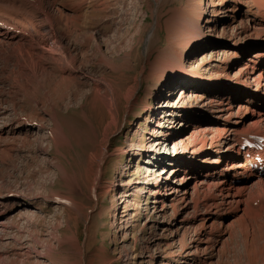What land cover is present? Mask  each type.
<instances>
[{"label":"rangeland","instance_id":"1","mask_svg":"<svg viewBox=\"0 0 264 264\" xmlns=\"http://www.w3.org/2000/svg\"><path fill=\"white\" fill-rule=\"evenodd\" d=\"M208 1L85 0L81 11L87 13L89 7L91 8L85 20L89 21L87 23L89 29L97 32L99 40H104V38L109 40V43L101 44L102 51H106L107 55L104 57L101 54H96L94 50L98 51V49H96L94 40H91L89 46L84 48L78 45H75L77 46L75 48L73 45L74 52L79 56L80 68L83 72L86 71L85 73L90 77L78 73L77 82H69L72 84L68 83L69 85L66 84V87L62 86L63 88L60 86L57 91H54L57 92L56 94L51 93L49 89L50 86H54L52 85L53 80L44 79V83L37 91L31 90L32 88L28 90L22 83L10 82L6 78L7 73L0 69V264H160L161 260H159L158 255L161 254L168 257L170 264H175L174 259L177 258L180 261L182 257L178 255L179 251L185 255L193 249L188 246L192 244L191 239L195 237L196 231L201 230L199 226H195L199 221H195L191 227H181L179 233H176L174 237L162 227V225H168L169 222H172V217L182 219L194 215L193 208L179 209L176 207L172 209L169 207L165 217H162V212L152 210L154 197L145 191L147 185L142 182V178H139V183L136 182L137 177H142L146 173V165L153 167L155 165L157 172H162L165 167L167 171H164L162 175L170 176L173 174L172 179L180 183L179 178L183 175V169L178 173H170V168L173 167L171 160L168 161L170 154L182 156L183 159H180L182 163L183 160H190V157L197 155L194 160H200V164L206 162L202 160L208 159L207 164L215 165L221 155L219 151L222 150V147L219 145L218 149L220 150L217 152L214 151L215 147L209 146V143L212 141L213 144L215 139L220 136L223 127H225L226 118L217 116L219 112L215 110L207 114L202 113L200 119L203 121L182 122V120H175L173 116L168 115V121L163 125V129H160L162 131L159 136L161 138L160 143H156L151 148L154 152H147L145 150L139 151L138 148H147L149 145V140L152 137L150 133L154 126L153 123H150L154 119L152 114L148 111H142V114L137 115L136 112L125 120L126 111L124 109L121 117V121H123L120 125L121 128L110 136L112 138L111 145L107 151L110 156L103 166L104 173L99 182L102 187L98 190V199H100L98 201L94 192H91L92 176H94L97 160L92 159L93 161H90L89 152L97 146L99 139L102 138L103 128L99 126L100 124L96 119V116H101L100 109L102 107L99 105L100 108L95 104L98 110L95 108L91 92L93 91L92 76L101 78L102 75H110L114 80V85L117 86L116 89L118 86L127 89V87L136 84V77L140 73L146 71L145 73H148L147 78L142 81V84H138L139 104H141L146 98L147 92L152 90L149 86L156 78V75L149 74V69H146L148 65L145 67V41L150 34L151 26L155 20L159 19H156V12L158 14L163 12L165 15V12L168 11H180L192 2H195V5L196 3L206 5ZM240 1L242 3L239 8L240 11L245 12V14L248 13L250 16L244 14L243 18L238 17L237 23L243 19L244 26L240 24L238 30L233 32V38L230 39L231 47L227 49L215 45L214 50L219 48L221 58L224 55L223 50H227L231 55L241 51L242 59L250 63V67L255 65L258 69L259 67L255 63L257 50L253 49L249 52L247 50L264 46V10L259 9L254 0ZM48 2L45 4L50 8L53 4ZM220 7V5L217 6V8ZM220 14L223 15L224 13ZM230 14L234 15L233 12ZM166 15L161 16L163 26L157 28L152 37L150 49L152 48L153 52L151 58L160 57L159 50L166 49L168 45L172 44L167 37ZM59 22L58 24L62 25L63 22L61 20ZM81 23L83 20L77 24L79 25L78 28L86 29L84 25H80ZM221 29L220 27L218 33L221 32ZM52 30L50 31L53 32ZM258 31L263 33L256 38L254 32ZM230 32L232 31L229 30L228 33ZM82 33L80 34L82 35ZM215 33L216 31H212L210 36L214 35L209 38L218 44V39L221 36ZM73 39L74 37L72 41ZM204 49L203 46L195 50L191 61L186 64V69L193 67L192 69L199 74L206 75L209 73L208 70L211 69L207 70L208 64L203 62L204 56H210V54L208 55L209 49ZM84 50L90 51L86 54V58H83L82 52ZM214 56L218 57L216 53ZM193 58L195 59L194 62ZM226 60L224 62L217 61L219 65L214 71L226 73L224 64L228 65L226 69L229 71V79H225L224 85L220 86L223 87V90H225L224 86H240L243 84L241 81H244L250 74V68L244 67L240 70L239 65H233V61L229 57ZM112 65L118 69L121 66L123 68L117 74L113 72ZM242 71L243 73H241ZM247 80V83L244 84L254 92L257 87L255 86L256 83L253 78H247ZM191 84L193 82H189V85ZM187 87L183 92L184 99L180 98L181 91L178 84L175 89L163 88L165 89L164 95L169 94L168 96L173 99L171 101L175 104L183 103L185 100L194 98L192 92L195 91V88ZM24 89L26 93H23ZM69 90L71 92H68ZM156 90L154 87L153 96L149 100L150 106L153 105L154 107H157L161 100L156 98ZM64 93L66 102L70 101L71 104H77L70 105L71 108L64 109L59 116L51 114L52 118L46 110L44 112L40 106H36L32 101V98H36L35 96H40L41 100H45L48 96L56 95L55 97H59ZM260 96V98L264 96V87L261 89ZM233 102L232 109L236 112L239 107L238 103L245 102V99L235 98ZM61 106L63 107V105ZM32 108L38 112L37 116H44L43 124L33 120L34 123L41 126L37 130V138L35 136L36 131L29 132L27 125L20 122L22 120L29 121L30 118L24 115L29 110L32 111ZM139 109H141L140 105L136 111ZM159 109H162V106L157 107V110ZM194 109L201 110L199 106L194 107ZM160 111L159 115L163 110ZM241 116L245 123L253 121L252 113L245 112ZM56 118L65 125L68 138V142L61 144L59 148L49 139V135H55L54 130L51 129L57 127ZM231 118L235 119V117ZM176 126L177 128H184L185 126L183 133H179L181 132L180 129H174ZM166 130L171 131L172 140L169 142L165 140L164 132ZM191 134L194 135L186 137ZM203 143L206 145H202ZM194 148L198 150L199 154L192 153ZM119 150L122 152V156L120 153L118 154ZM137 152H141V154L136 155ZM152 155H155L154 160H152ZM158 155L167 158L164 157L165 160L161 161L157 158ZM134 172H139V175H134ZM185 175L186 180L184 178V183L181 186H187L190 189L188 197L190 199L194 184L197 179H201L202 175L198 176L194 173ZM125 179L132 180L131 187H128L130 185L124 186V188L119 186L121 180L124 181ZM256 184L253 183L249 187L252 192L248 193L249 198L247 197V202L245 206L243 205L244 211L223 215L224 218L219 219L221 225L229 227L227 233L221 238L226 244L221 246L219 251L212 249L208 254L204 253L203 256L199 257L198 264H264V185L258 190ZM96 187L98 188V186ZM124 189H127V198L130 204L127 216L123 213L125 209L123 200L126 195L121 197ZM140 189L142 190L139 191ZM166 191L170 192L169 187ZM147 206L148 210L146 209ZM200 209V211L204 210L201 206ZM149 254L154 257H150Z\"/></svg>","mask_w":264,"mask_h":264},{"label":"bare ground","instance_id":"2","mask_svg":"<svg viewBox=\"0 0 264 264\" xmlns=\"http://www.w3.org/2000/svg\"><path fill=\"white\" fill-rule=\"evenodd\" d=\"M48 1L53 4L50 8L45 4V2ZM48 1L0 0V69L7 73L8 76L6 78L10 82L14 81L17 83H22L28 90L32 88L31 90L37 91L38 88L41 87L42 83H44V79L53 80L52 85L54 86H50L49 89L51 93L53 92V94H56L57 92L54 91H57L60 86L66 87V84L69 82L76 81L80 73L83 74V76L86 75L90 77L85 73L86 71L83 72L80 68V65L78 64L79 56L74 52L73 45L75 48L77 47L75 45L84 48L89 46L91 40H94L96 49H98V51L94 50L96 54H101L106 57L107 53L106 51H102V45L109 43V40L105 38L104 40L101 39L102 41L99 40L97 32L89 29V24H87L89 21L85 19L87 18L88 12H90L91 8L89 7L87 13L81 11V7L85 3V0ZM240 2V0H209L206 5H202L201 3H196L195 5V2H192L180 11L172 10L168 11L167 13L165 12V15L167 14L165 19L167 37L172 44L170 46L168 45L166 49L162 48L159 50L160 57L156 56V58H151V53L153 52V49H150L151 40L155 30L163 26L161 23V16H165L163 12L161 14L159 11V14L156 12V19H159L155 20V23L151 26L152 29L150 30V34L145 41V67L148 65L149 68L147 66L146 69H149V74L156 75V78L149 87L152 90L154 87L157 89L156 98L161 99L157 104V107L160 108L162 106V109L157 110V107H154L153 105L150 106L151 104L149 100L153 96L152 90L147 92L146 98L143 102H141V104H139L138 84H142V81L147 78L148 73L146 74V71L140 73V75L136 77V84H132L133 86H129L127 89H122L118 86L119 90L116 89L117 86L114 85V80L110 77V75L101 74V78L92 76V90L94 91L91 92L92 101L94 105H100L103 109H100L101 116H96L97 122L100 124L98 125L100 127L102 126L103 128V133L101 136L102 138L99 139L97 146L89 152L90 161L92 159L97 160H95L96 165L94 167V176H92L93 185L91 186V192H94L95 198L98 201L100 200L98 199V190L102 187L99 182L104 173L103 166L106 164L110 156L107 152L109 146L111 145L112 138L110 136L116 130L121 128L120 125L123 122L121 121V117L122 111L124 109V111H126L125 120L136 112L137 115L142 114V111H148L150 114H152L154 119L153 122L150 123H153L154 126L152 132L150 133L152 137L149 140V145L147 148H138L139 151L145 150L147 152L153 151L151 148L154 147L156 143H160L161 138L159 136L162 133L160 129H163V125H165V123L168 121V115L173 116L175 120L177 119L182 120V122H188L202 120L200 119L202 113L207 114L208 112L215 110L219 112L217 116H224V118H226L224 121V126L226 128L223 127L220 136L215 139L213 144L212 141L209 143V146L215 147L214 151L217 152L220 150L218 149V146L221 145L222 147V150L219 151L221 155L217 159L215 165L207 164L208 159H201L202 161L206 162H202L200 164V160H194L197 158V155L190 157V160H183L184 162L182 163L180 160L183 159L182 156L179 154H177L178 156L175 154H170L168 161L171 160L173 164V167L170 168V173H178L183 169L184 176L181 175V178H179L180 183H177L172 179L173 174L170 176L162 175L164 171H167L165 167L162 169V172H157L155 165L154 167L151 165H146V173L142 177H137L138 180L136 182L139 183V178H142V182L146 183L147 185L145 191H147V194H150L154 197L152 210L154 212L158 210L159 212H162V217H165L166 211H168L169 207H172V209H175L176 207H179V209H187L188 207L193 208L192 211H194V215L187 216L182 219L172 217V222H169L168 225H162L165 230L169 231L171 236L174 237L176 233H179L181 227H191L195 221H199V223L195 226H199L201 230L196 231L195 237L191 239L192 244L188 246L190 249H193H191L185 255L179 251L178 255L182 257L180 261L175 258V264H198L200 260L199 257L203 256L204 253L208 254L212 249L219 251L220 247L226 244V242L221 238L225 235V233H227L229 229L228 226L221 225V221L219 219L224 218L223 215L232 214L233 212L236 213V211H244L243 209L247 202L248 193L252 192V190L249 189L251 184L257 183L256 188L258 190H260L264 185V131H262V129H264V96L260 98L261 89L264 87V46L255 48L251 47L252 49L247 50L248 52L253 49L257 50V53L255 54L257 56V60L255 63L256 66L259 67L258 69H256L255 65L250 67V63H247L246 60L242 59L243 56L240 54L241 51L235 55H231L227 50H223L224 55L223 58H221L219 55V48L214 50L215 45L222 46L227 49L228 47H231L230 39L233 38V32L238 30L241 25L244 26L242 22L243 19H240L237 23L238 17H242L245 14V12H241L239 9L242 4ZM254 3L259 9H262V11L264 10V0H254ZM58 5H60L62 8ZM219 5L221 7L217 8ZM231 12H233L234 15H231ZM220 13L224 14L222 15ZM247 14L248 13H246L245 16ZM60 20L63 22L62 25L58 24L60 23ZM81 20H83V23L80 25H84L86 29L78 28L79 25L77 24H79ZM220 27L222 29L220 30L221 32L218 33ZM51 29H53V32L50 31ZM228 29L232 32L228 33ZM212 31H216L215 34H219L221 36V38L218 39V44L215 43V40H211L212 36L214 35L213 34L210 36ZM75 33L78 34L75 35ZM80 33H82V35ZM261 33L263 32L261 31ZM261 33L259 31L254 32L256 38L262 35ZM73 37L74 39L72 41ZM203 46L205 47L204 50L209 49V52H207L208 55L210 54L209 57L204 56L203 58V62L208 64L206 69H211L208 70L209 73L206 75L199 74V72L194 71L192 69L193 67L186 69V64L191 61L195 50ZM211 49L213 50L211 51ZM88 52L86 50L82 52L83 58ZM215 53L220 57L214 56ZM228 57L231 61H233V65H239L240 70L241 68L244 69V67L250 68V74L247 78H253L254 82L256 83L255 86L257 87L254 91L255 93L250 89L249 86L244 84L247 83V78H245L244 81H241L243 84L240 86H224L225 90H223V87H220L224 85L225 79H229V71L226 69L228 65L226 66L224 64V71L226 73L222 74L217 70V72L214 71L216 66L219 65L217 61H227L226 59H228ZM194 58L196 59L195 56ZM194 58L193 62L195 61ZM82 60H80V62H82ZM110 60L109 62H111ZM259 60L263 63H261ZM83 62L85 63L84 60ZM111 67L114 69L113 72L117 74H119L123 68L121 66V68L118 69L113 65ZM258 70L260 71L258 72ZM241 73H243V71ZM189 82H193L195 85H189ZM177 84L180 87L179 90L181 91V99H184L183 92L187 86L190 88H195V91L192 92V96L194 98L185 100L183 103L178 102L175 104V102L171 101L173 99L168 96L169 94L166 96L164 95L165 89L163 88L168 87L170 90L175 89ZM205 86L208 87L201 88ZM218 87H220L219 90ZM62 90L61 93H63ZM24 92L26 93L25 89L23 90V93ZM68 92H71V90ZM84 93H86V91ZM55 96H48V98H44L45 100H41L39 98L40 96H35L36 98H32L31 96V98L33 99L32 101L36 104V106H40L44 112L47 111L50 118H52L51 114L59 116L61 111L71 108L69 107L70 105L77 104H71L72 102L70 101V103L66 102L64 98L65 93L59 97ZM235 98L245 99V102L238 103L239 107L236 112H234L232 109ZM61 105H63V107ZM139 105L141 106V109L136 111ZM164 105L166 106L164 107ZM196 106H199V109L201 110H195L194 107ZM95 108L98 110L97 106ZM22 110L24 109L22 108ZM31 110L32 111L29 110V112L27 111L28 113H25L24 115L30 118L29 121L22 120L20 122H22L23 125H27L29 132L36 131V136L38 134L37 130H39L41 126L38 123V125L34 123L33 120H37V122L43 124L44 116H37L38 112L33 110V108ZM160 110L163 111L159 115V112H161ZM24 111H26V109ZM245 112L252 113V122H244V119L241 115ZM231 117H235V119H232ZM56 122L57 127L51 129L54 130L55 135H49V139H51V143L57 144V147L59 148L61 144L68 142V138L65 131V125L61 122V120L58 121L57 118ZM174 129H180L181 132L179 133H183L185 126L184 128H177L176 126ZM164 134L165 140L167 142L172 140L171 131L168 132L166 130ZM193 135L194 134H191L190 136L186 137H191ZM246 142H255L258 145L246 146ZM202 145L205 146L206 144L203 143ZM192 150L193 154H199L197 149L194 148ZM119 153L122 156V152L120 150L118 151V154ZM139 154H141V152L136 153V155ZM164 157L159 155L157 156V158L161 161L165 160ZM154 158L155 155H152V160H154ZM189 173H194L198 176L202 175L201 179H197L195 182L190 199H188L190 189L187 186H181L184 183V178L186 177L185 174ZM134 175L138 176L139 172H134ZM131 181V179H125L124 181L121 180V184L119 186L124 188V186L132 184L133 182ZM251 181L253 182L250 183ZM96 186H98V188ZM128 187H131V185ZM168 187L170 192L166 191L168 190ZM127 189H124V191L121 193V197L126 195L125 199L123 200V203L125 204L123 213H125L126 216L129 214L128 207H130L129 200L127 198ZM141 190L142 189L139 191ZM207 190L209 191L207 192ZM200 206L201 208L203 207L204 210L200 211ZM146 209L148 210V206ZM149 256L151 257L152 255L149 254ZM158 258L161 260L160 264H170L169 259H167L168 257L164 254H161L160 256L158 255ZM99 259L101 258L99 257Z\"/></svg>","mask_w":264,"mask_h":264}]
</instances>
